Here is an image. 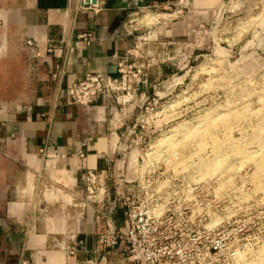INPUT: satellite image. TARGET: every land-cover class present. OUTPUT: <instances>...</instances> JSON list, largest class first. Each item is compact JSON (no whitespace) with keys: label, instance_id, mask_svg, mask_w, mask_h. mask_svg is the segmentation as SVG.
<instances>
[{"label":"crops","instance_id":"0c3cea01","mask_svg":"<svg viewBox=\"0 0 264 264\" xmlns=\"http://www.w3.org/2000/svg\"><path fill=\"white\" fill-rule=\"evenodd\" d=\"M224 2L7 1L0 19L26 45L33 44L27 48L36 72V92L28 103L0 109V264H17L20 259L33 264L125 260L124 244L100 249L97 222L108 215L116 199L118 178L134 177L123 161L125 141L141 116V103L161 99L170 79L178 75L171 55L188 56L193 31L213 18ZM146 11L159 13L163 21L147 29L154 39L144 44L139 56L128 58L141 70L135 98L123 106L117 93L101 95L89 107L70 105L67 88L87 74L119 76L117 60L127 58L136 35L145 33L126 35L127 23ZM42 149L52 158L50 169ZM89 171L106 179L109 197L103 204L89 198ZM111 219L117 229L125 228L126 208L120 202ZM76 241L78 253L72 258L64 248Z\"/></svg>","mask_w":264,"mask_h":264},{"label":"rangeland","instance_id":"374dc122","mask_svg":"<svg viewBox=\"0 0 264 264\" xmlns=\"http://www.w3.org/2000/svg\"><path fill=\"white\" fill-rule=\"evenodd\" d=\"M129 21L145 31L136 35L140 49L131 48L138 57L154 39L147 29L163 19L146 11ZM189 45L188 56L171 55L178 75L125 141V167L157 164L163 173L153 191L161 198L151 221L158 229L140 238L138 255L147 257L146 245L159 264H264V0H225ZM32 64L27 45L0 19V109L32 101ZM176 177L198 191L181 192L170 182ZM122 254L118 264H131L125 244Z\"/></svg>","mask_w":264,"mask_h":264},{"label":"built area","instance_id":"2783aa9c","mask_svg":"<svg viewBox=\"0 0 264 264\" xmlns=\"http://www.w3.org/2000/svg\"><path fill=\"white\" fill-rule=\"evenodd\" d=\"M128 23L131 24L132 22L129 21ZM141 30L142 27H134L127 24L125 33L131 36ZM141 39H143V37H138L137 41ZM136 44L137 42L135 43L136 49H139V46ZM27 45L30 47L33 46L30 41L27 42ZM133 52L134 51L130 50L127 54V58L121 61L117 60L115 73L119 75L118 77H114L111 74H87L83 80L72 83L67 88L66 92L69 104L89 107L95 104L101 95L106 96L117 93L120 94L118 102L123 106L134 99L136 94L135 85L141 75V70L134 68L128 63V58L134 56ZM158 100L160 99L156 98L144 101L141 103V110L146 104L156 107ZM137 124L133 128L131 136L136 134ZM40 154L45 158L46 169L52 168L53 161L48 152L42 149L40 150ZM81 156L83 157V155ZM142 166V162L137 163L135 166L127 164L126 169L133 171L135 174L134 177L131 179L125 176L119 177L116 187V199L113 200L112 207L108 210V215L97 219L100 227L99 246L101 250H114L120 244H125L127 246V258L131 264H159L158 259L152 258L148 254L145 249L146 245L143 249L147 257L141 258L138 255V249L141 247L140 238L145 235L153 234L158 229V227H151V221L153 218H157L156 213L160 209L158 200H161V198H159L158 192L153 191L163 173L158 172V168L160 167L157 164H151L146 168V171H142V169H144V167L141 168ZM138 171H140V173ZM172 181L178 182L181 192L187 189L189 191H198L197 187L186 183L187 181L184 178L176 177L170 179V182ZM190 186H192V188H189ZM86 190L89 194V198L98 204H103L109 197L106 179L93 171H89L87 174ZM119 202L126 208V226L123 230L117 229L111 219L114 208ZM189 207V203L183 206L185 211H188ZM163 211L166 212L167 215L170 212L168 209H164ZM78 245L79 242L76 241L72 246L65 247L64 249L70 257L75 258L78 253ZM17 264L33 263L20 259Z\"/></svg>","mask_w":264,"mask_h":264},{"label":"water","instance_id":"95a60500","mask_svg":"<svg viewBox=\"0 0 264 264\" xmlns=\"http://www.w3.org/2000/svg\"><path fill=\"white\" fill-rule=\"evenodd\" d=\"M97 0H86V5L88 4H95Z\"/></svg>","mask_w":264,"mask_h":264},{"label":"bare ground","instance_id":"6f19581e","mask_svg":"<svg viewBox=\"0 0 264 264\" xmlns=\"http://www.w3.org/2000/svg\"><path fill=\"white\" fill-rule=\"evenodd\" d=\"M253 256H254V254H253ZM256 256V255H255ZM261 256V255H260ZM242 257V256H241ZM252 257V256H251ZM262 258H263V262H264V257H263V255H262ZM241 259V258H240ZM244 259V258H243ZM242 260V259H241ZM260 260H261V258H260ZM243 261V260H242ZM241 261V262H242ZM245 262H247V261H245ZM252 262V261H251ZM256 262V261H255ZM259 262V260H257V263ZM253 263V262H252ZM259 263H261V262H259ZM243 264H244V262H243ZM262 264V263H261Z\"/></svg>","mask_w":264,"mask_h":264}]
</instances>
